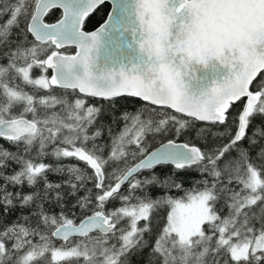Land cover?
I'll return each mask as SVG.
<instances>
[{"label":"snow or ice","instance_id":"6c2138e0","mask_svg":"<svg viewBox=\"0 0 264 264\" xmlns=\"http://www.w3.org/2000/svg\"><path fill=\"white\" fill-rule=\"evenodd\" d=\"M0 264H264V0H0Z\"/></svg>","mask_w":264,"mask_h":264},{"label":"trees","instance_id":"16d2710c","mask_svg":"<svg viewBox=\"0 0 264 264\" xmlns=\"http://www.w3.org/2000/svg\"><path fill=\"white\" fill-rule=\"evenodd\" d=\"M108 11L107 8H104L103 10L97 12L96 14H94L88 24H87V30H92L94 27H96L103 19L105 16V13ZM60 15L59 10H53L52 13L49 14L48 17H46V20L49 22L54 21L55 19H57ZM71 51V49H69ZM128 107H132V105H129ZM196 173H189L188 176L185 178V187H188L193 180L191 179L192 177H195ZM52 179H55V177H52Z\"/></svg>","mask_w":264,"mask_h":264},{"label":"water","instance_id":"95a60500","mask_svg":"<svg viewBox=\"0 0 264 264\" xmlns=\"http://www.w3.org/2000/svg\"><path fill=\"white\" fill-rule=\"evenodd\" d=\"M55 10V9H54Z\"/></svg>","mask_w":264,"mask_h":264}]
</instances>
